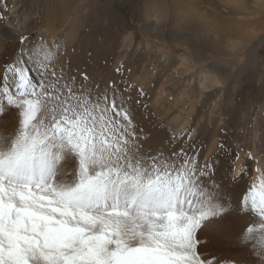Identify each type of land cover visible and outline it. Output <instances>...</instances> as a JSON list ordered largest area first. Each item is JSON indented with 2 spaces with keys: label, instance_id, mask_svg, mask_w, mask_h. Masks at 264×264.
Wrapping results in <instances>:
<instances>
[{
  "label": "snow or ice",
  "instance_id": "snow-or-ice-1",
  "mask_svg": "<svg viewBox=\"0 0 264 264\" xmlns=\"http://www.w3.org/2000/svg\"><path fill=\"white\" fill-rule=\"evenodd\" d=\"M29 39L0 65V264H264V168L235 201L254 218L239 242L256 259L205 257L202 234L228 235L233 211L214 162L145 153L130 97L76 86Z\"/></svg>",
  "mask_w": 264,
  "mask_h": 264
},
{
  "label": "rangeland",
  "instance_id": "rangeland-1",
  "mask_svg": "<svg viewBox=\"0 0 264 264\" xmlns=\"http://www.w3.org/2000/svg\"><path fill=\"white\" fill-rule=\"evenodd\" d=\"M13 1L0 0V24L8 14L15 11L19 16L27 7L38 5L40 9L45 6L53 9L51 11L57 9L56 0H21L22 5L13 10ZM150 1H165L168 9L174 2L73 0L72 6L77 4L72 15L73 38L69 36V41L64 42L65 31L59 32V43H64L66 48L55 70L58 73L63 70L67 78L74 77L76 86L84 84L94 91L97 85L103 92L110 83H115L125 97H130L138 131L143 130L141 144L145 153L155 154L161 148L169 152L183 147L190 156L198 155L201 163L210 159L215 164L211 180L221 185L231 200L236 199L241 190L250 185L254 169L264 168V11L253 18L227 17L232 31L227 38L236 43L233 48H225L231 55L213 53L205 62L187 61L179 66L178 59L168 56L167 48H158L154 25L151 26L154 31L145 27L154 19L146 20ZM188 1L204 9L205 0ZM212 1L207 0L208 3ZM80 3L83 4L79 7ZM171 29L169 18L162 34L167 45L173 37ZM192 31L189 26L183 37ZM176 41L181 42L182 38ZM18 48V43L8 42L2 53V64L10 61ZM212 49L206 45L200 48L209 53ZM222 60L237 63L223 85L210 84L212 76H219L216 63ZM205 63L214 65L212 76L205 75ZM201 86L206 88L200 90ZM177 97L181 98L179 107L191 105L193 108L191 120L183 128L170 118L176 113L177 109L170 106ZM0 127L11 128L9 117L0 120ZM173 136L178 138L175 144L170 143ZM237 156L245 172L234 181L232 169ZM232 208L224 222L229 229L228 235L223 231H206L202 240L207 243L202 242L198 250L209 259L254 261L256 257L249 250L251 245L239 242L240 232L254 218L239 212L235 200H232Z\"/></svg>",
  "mask_w": 264,
  "mask_h": 264
},
{
  "label": "bare ground",
  "instance_id": "bare-ground-1",
  "mask_svg": "<svg viewBox=\"0 0 264 264\" xmlns=\"http://www.w3.org/2000/svg\"><path fill=\"white\" fill-rule=\"evenodd\" d=\"M72 1L73 0H56L57 5H55L57 9L54 11H51L53 9L50 10L48 6L40 9L37 5V7L34 8H24L21 13H19V16L15 15V11L8 14V16L5 17V22L0 24V65L2 64L1 58L5 45L8 42L17 43L18 34L23 31L25 35L29 36V43H36L37 51L47 53L49 49L51 50L50 61L56 68L66 48L64 43H59V32L65 31L64 42L69 41V36L72 37V15L74 11H76L74 7L77 8V4L72 6ZM20 2L21 0H14L11 2L13 3L12 9L14 10L19 5H22ZM82 4L83 3H80L79 7ZM204 4L205 6L203 9L197 7L193 2L190 3L188 0H174L171 9H168L165 1L148 2L146 20L148 19L151 21V17L154 19L152 20V24L147 22L145 27L148 31L156 30L155 37L158 38V48L161 50L167 48L166 52L168 56L178 59L180 63L179 66H184L187 61L194 63L205 62L213 53L227 55L228 53L225 48H233L236 45V43L229 41L227 38L228 34H232L231 24H229L230 21L228 22L227 17L231 15L234 16V19L235 17L242 16L253 18L255 15L262 14L264 11V0H213L209 3L205 0ZM150 11L153 12L149 13ZM169 18L172 21L171 34L173 37H171L169 45H167L162 34L164 33L165 22ZM149 24L150 26H148ZM153 25L154 30L151 29ZM189 26H192L193 31L190 32L188 36L183 37ZM149 36L152 37L153 34H149ZM179 37L182 38L181 42L176 41ZM177 45L180 47H177ZM202 45L212 47L213 49L210 53L200 50ZM228 55L231 54L229 53ZM45 62L47 63L48 61ZM236 63V61L231 62L230 60H222L216 63L217 66H219L217 68L219 76L216 77L212 76L214 65H207V63H205V75L210 73L211 75H209L212 76L210 84L223 85L233 71V68H235ZM207 66L209 70H207ZM32 76L34 80L38 79L35 71L32 72ZM0 79H2V73H0ZM201 87L200 90L206 88V86ZM180 99L181 98L177 97L173 100L174 104L170 107L177 110L170 118L176 121V123H179L178 125H180V128H183L189 124L191 120L190 114L193 108L191 105L179 107L178 103H180ZM169 111L170 108L168 107L167 112ZM241 166L242 160L239 158V160L235 162L232 173H234V171L238 172ZM257 168L260 167L254 169L250 184L255 182V178L259 175L256 171ZM226 194H228V192H226ZM232 200L233 202L234 200L236 201L235 198ZM221 260L223 261V259Z\"/></svg>",
  "mask_w": 264,
  "mask_h": 264
}]
</instances>
